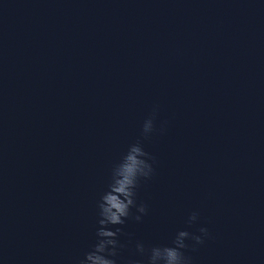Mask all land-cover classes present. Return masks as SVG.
I'll return each instance as SVG.
<instances>
[{
    "label": "water",
    "instance_id": "obj_1",
    "mask_svg": "<svg viewBox=\"0 0 264 264\" xmlns=\"http://www.w3.org/2000/svg\"><path fill=\"white\" fill-rule=\"evenodd\" d=\"M137 139L154 174L117 264L193 211L209 237L189 264H264V3L0 0V264H78Z\"/></svg>",
    "mask_w": 264,
    "mask_h": 264
},
{
    "label": "clouds",
    "instance_id": "obj_2",
    "mask_svg": "<svg viewBox=\"0 0 264 264\" xmlns=\"http://www.w3.org/2000/svg\"><path fill=\"white\" fill-rule=\"evenodd\" d=\"M264 3V0H261ZM158 108L144 119L140 137L148 139L155 131L154 121ZM163 124L161 125V131ZM154 157L144 148L141 139L130 143L121 156L110 167L107 183L96 200V227L94 242L83 253L78 264H117L118 252L124 247L120 241L124 226L129 220L141 222L146 214V205L137 203V193L142 181L154 174ZM133 209L135 210L133 212ZM199 222V212L193 211L186 219V228L178 230L171 242L146 248L141 241L135 242V251L146 256V264H189L185 250L192 241V250L202 245L209 237L208 228L199 227L189 231Z\"/></svg>",
    "mask_w": 264,
    "mask_h": 264
}]
</instances>
